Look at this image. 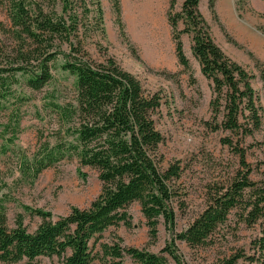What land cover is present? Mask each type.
<instances>
[{"label": "trees", "instance_id": "obj_1", "mask_svg": "<svg viewBox=\"0 0 264 264\" xmlns=\"http://www.w3.org/2000/svg\"><path fill=\"white\" fill-rule=\"evenodd\" d=\"M112 1L120 23L119 2ZM214 1H208L210 11ZM174 2L169 0L167 12L173 53L178 64L189 68L180 33H190L191 53L211 84L212 123L207 125L213 132L237 137L235 142L228 136L221 142L239 158L233 177L209 187L205 207L181 232L175 231L173 205L183 207L179 179L184 166L178 160L163 165L159 151L163 136L152 117L160 97L144 94L139 80L113 58L93 60L80 39V31L91 25L104 34L100 0H0L8 19V24L0 20V35L11 42L8 47L0 40V114H7L0 131L4 151L16 139L20 107L27 99L23 90H41L52 77L51 64L60 56L61 68L74 76L73 97L58 102L50 93L45 106L56 117L54 141L39 137L33 153L22 156L17 168L22 177L34 180L43 170L74 158L78 167L95 169L100 182L98 194L85 208L71 206L57 217L35 209L41 221L29 232L21 219L8 226L6 200L0 195V264L30 263L40 256H55L60 264H92L97 259L103 264H122L124 255L135 264H168L165 254L174 264H186L168 246L155 254L101 242L93 250L102 231L120 222L128 224L126 208L132 202L139 205L150 239L156 237L162 218L172 237L191 248L211 244L212 235L231 214L248 227L264 224V171L261 179L250 178L245 148L239 144L262 126L263 107L252 85L255 75L211 38L199 0H183L180 11L171 13ZM179 20L184 24L181 31ZM260 80L264 82L263 73ZM252 249V256L237 251L215 264H235L240 258L264 264L263 225Z\"/></svg>", "mask_w": 264, "mask_h": 264}, {"label": "rangeland", "instance_id": "obj_2", "mask_svg": "<svg viewBox=\"0 0 264 264\" xmlns=\"http://www.w3.org/2000/svg\"><path fill=\"white\" fill-rule=\"evenodd\" d=\"M208 1L199 0L198 9L208 24L211 38L228 57L255 75L252 85L263 107L262 126L252 136L242 138L239 144L245 148L250 178L259 180L264 171V82L260 80V75L264 74V1L215 0L213 12ZM100 2L104 34L91 25L87 31H80V39L93 60L101 62L106 57L113 58L121 69L139 80L144 94L157 93L160 97L159 108L152 117L163 136L159 144L163 165L178 160L184 166L179 179L183 207L173 205L175 231L181 232L205 207L209 187L228 182L238 169V156L221 142L227 136L235 142L237 137L221 130L213 132L207 125L212 123L208 106L211 84L191 53L190 33H180L189 68L178 64L167 22L169 0H118L122 26L115 15L114 1ZM182 2L175 0L171 13L180 11ZM0 20L8 24L1 5ZM183 25L179 20L177 29L181 31ZM0 40L4 46L11 44L3 35ZM62 63L58 56L51 64L52 77L41 90L22 88L27 99L20 107L16 139L5 151V142L0 139V195L6 200L7 224L13 227L15 220L21 219L28 232L35 230L41 221L35 209L50 212L53 217L62 216L71 206L87 207L100 190L96 170L78 167L74 158L43 170L34 180L22 177L17 168L22 156L29 157L33 153L39 137L41 141H54L56 117L45 106L50 93L53 91L58 102L73 97L74 76L61 68ZM6 115V112L0 114V131ZM126 212L128 224L120 222L102 231L94 242V251L101 242L119 243L155 254L168 246L186 264H215L237 251L245 256L254 255L252 241L264 226H245L231 214L226 224L212 235L211 244L191 248L172 237L162 218H159L156 237L150 239L137 202L129 204ZM164 256L168 264H174L170 256ZM58 260L55 256H40L30 263L17 264H60ZM122 261V264H135L128 255H124ZM92 264L103 263L97 259ZM235 264L260 263L240 258Z\"/></svg>", "mask_w": 264, "mask_h": 264}]
</instances>
